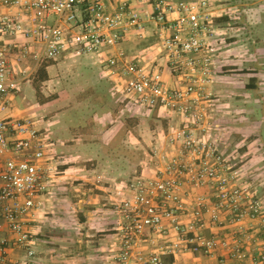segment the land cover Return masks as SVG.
Returning <instances> with one entry per match:
<instances>
[{
	"label": "built area",
	"instance_id": "1",
	"mask_svg": "<svg viewBox=\"0 0 264 264\" xmlns=\"http://www.w3.org/2000/svg\"><path fill=\"white\" fill-rule=\"evenodd\" d=\"M139 1L143 7L121 0L117 8L110 9L105 0H0L8 9L0 13V112L10 104L9 93L18 89L20 82L30 80L45 61L113 49L105 61L111 73L121 79L122 99L137 110L180 115L183 122L174 130L170 143H179L183 155L200 160L186 165L155 148V175L137 173L115 185L112 205L120 231L115 264H164L161 252L137 251L146 231L169 242V251H210L219 240L202 233L205 211L214 224L222 221L225 212L241 222L257 218L262 205L247 189L232 185L221 173L224 168L219 171L211 164L208 157L216 153V146L205 137L197 138L192 127L207 118L203 104L212 99L211 87L219 76L221 53L227 43L226 33L217 25L212 0ZM150 28L177 81L173 86L166 84L162 66L140 64L119 48L130 35L143 38ZM46 149L38 121L0 116V155L7 157L0 168V264H27L12 260L10 247L25 250L29 257L35 254V237L24 219L41 207L40 197L47 191L53 170L46 160ZM184 173L195 189L214 183L217 197L212 202L198 195L191 211L193 220L188 224L181 221L184 181L179 176ZM167 225L176 232V240H169ZM5 230L11 238L4 237ZM233 252L245 257L240 245ZM261 260L264 262V255Z\"/></svg>",
	"mask_w": 264,
	"mask_h": 264
},
{
	"label": "crops",
	"instance_id": "2",
	"mask_svg": "<svg viewBox=\"0 0 264 264\" xmlns=\"http://www.w3.org/2000/svg\"><path fill=\"white\" fill-rule=\"evenodd\" d=\"M105 1L110 9H114L118 7L121 0ZM127 1L136 7L144 6V3L139 0ZM222 1L226 2L224 5L228 7L223 6L220 9L218 7L221 5L218 4V0L211 1L215 13L224 18L228 24L233 18L235 25L228 27L226 31L227 43L221 53L219 76L211 87L213 95L208 105H210L212 125L218 124L219 121H226L233 116L236 117L233 107H236L238 113L239 107L237 106L243 104L244 82H242L241 70L245 68L242 65H244L245 59L243 58L246 54L252 57L248 61L255 64L249 69L253 73L251 87L256 88V94L258 93L257 102L261 101L262 88L264 89L261 82L259 83L262 72L259 56L261 52H264V0ZM233 7H236V10H230ZM7 10L6 7L0 5V13ZM231 13H234V16ZM150 29L143 38L132 34L123 42L127 51L126 55L131 57L130 51L136 47V51L132 53L136 60L143 65L157 63L162 66L166 84L173 86L177 84V81L166 66L165 52L154 29ZM134 39L146 41L147 49L137 50L139 44L135 46ZM104 49L102 54L105 57L113 50L108 47ZM76 57L79 56L66 54L54 60L53 64L64 58H74L73 62H78V64H93L100 69L104 68V65L106 66V62L99 65L104 61L101 54L95 53L86 59H75ZM100 59L101 62H99ZM95 61H98L99 64ZM52 65L48 66V73ZM99 73L93 79L98 84L102 83V86H105L106 79L102 74V69ZM118 78L122 83L120 77ZM36 81L35 72L30 80L20 82L18 89H14L8 95L10 104L0 112V116L5 118L30 117L38 121V126L47 141L46 160L53 170L47 181V191L40 197L41 207L36 208L24 219L26 226L35 237L34 256L29 257L25 250L14 247H10L9 256L12 260L27 261V264H115L120 244L119 218L112 205L115 185L126 181L136 172L149 176L155 175L158 168L155 167L154 157L145 156L134 163L131 155H126L124 160L121 163L117 161V164L113 158L104 156L85 157L80 146L98 141L99 136L107 133L111 138L109 153L118 150L114 142L116 141L114 136H116L117 127L110 122V112L107 110L103 112L102 104L98 105V101L94 98L90 101L93 106L85 111L89 101L75 99L68 92L59 93V95L49 98L51 94L46 86L53 81L50 73L49 79L42 83L44 84L41 86L44 98H40L35 87ZM99 92L96 91L95 94ZM102 92V95L111 96L110 91ZM45 97L49 99L42 102L46 99ZM61 102H64L61 107L56 106L55 110H50L51 107ZM125 104L129 111H132L128 100L125 101ZM70 108H74L76 116H71L72 118L64 119L62 122L61 118L68 115L64 112ZM154 112L155 116L162 117L160 121L164 122V129L163 127L162 129L151 127L149 133H146L148 135L147 145H155L168 157H177L186 165L192 164L193 158L182 154L179 143L177 145L170 143L171 137L175 134V128H178L183 122L182 118L165 111ZM130 113L128 118L132 117V112ZM140 116L143 119V115ZM146 116L148 115L146 114ZM242 117L239 116L238 119H242ZM102 122L104 128L101 130ZM124 135V143L121 146L125 151H128L133 138L131 128ZM204 137L214 142L217 140L212 131L209 135L205 133ZM6 158L5 155H0V168L3 167ZM161 165L163 168L164 163ZM243 168L240 173H237L235 183L246 186L248 184ZM179 177L184 181L181 195L185 207L181 221L183 224H188L193 220L191 211L195 209L197 196L203 195L207 201L213 202L217 200L216 190L212 183L195 189L188 181L187 174H181ZM260 192L257 189H251L252 196L264 203V197H260ZM232 219L233 214L225 212L222 221L214 224L209 213L205 211L202 233L206 237H215L219 240L217 246L210 251H169L171 244L150 230L146 231L144 241L137 251L146 254L161 252L164 264H264L261 260V256L264 255V206L263 215L257 218H246L241 222H235ZM167 226L171 235L169 240H176V232L171 225ZM3 235L7 239L11 238L7 230ZM236 245L242 247L245 257L239 258L234 255L233 248Z\"/></svg>",
	"mask_w": 264,
	"mask_h": 264
},
{
	"label": "rangeland",
	"instance_id": "3",
	"mask_svg": "<svg viewBox=\"0 0 264 264\" xmlns=\"http://www.w3.org/2000/svg\"><path fill=\"white\" fill-rule=\"evenodd\" d=\"M224 1L218 0V4L221 5L218 8H223ZM214 7V6H213ZM228 7V6H226ZM230 7V6H229ZM230 10H236V7H233ZM236 13V12H235ZM234 13H231L232 16ZM230 15V14H229ZM216 22L218 27L221 31L225 32L227 31L228 27H233L234 19L232 18L230 20L231 23H227L224 18H221L220 15H218V18H216ZM226 35V34H225ZM125 41V40H124ZM123 41V42H124ZM123 42L120 43L119 48L124 49ZM146 42V41H145ZM143 40L134 39V45H138L137 50H145L147 49L148 45L145 44ZM131 48V46H129ZM128 48V49H130ZM105 50V49H104ZM131 50V49H130ZM103 51V50H102ZM102 51L97 54H101L102 58H104V61L101 62V59L98 63V61H95L99 65H103L106 62V66L104 65V68L102 69V74L105 77V86H102L101 84H98L94 81V76L97 74L99 75V71L101 69L98 66H95L93 64L84 65V64H78V62H73L74 58L72 59H61L56 64H53L49 68L50 76L53 77V81L49 83V85L46 86L49 93L51 94L50 97H55L61 94H65L68 92L71 96L75 97V99H87L89 101L86 104L85 111L89 110L90 106H93L92 103H90L91 99H95L98 101V105L102 104V108L104 111L110 112V122L114 124L117 127L116 136H114V141L118 147V150L115 152L109 153L111 144L110 141V135L103 134L98 137V141L88 142L86 144H82L80 147L82 154H84L85 157H107V158H113L119 163H121L124 160V156H130L132 158V161L136 163L138 160H141L145 156H153L154 149L157 148L155 145L148 144L147 145V132L149 133V129L151 127H155L156 129H164V122L160 121L162 120V117H157L154 114H156L154 111H148V110H135L133 107L132 111H129L127 105L125 104L123 93H122V84L120 83V80L115 74H112L109 66L107 64L106 58L111 54L109 53L106 57L104 54H102ZM136 51V47H133V50H131V58H134L132 53ZM125 52H127L125 50ZM88 56H92V54L85 55V56H79L75 59H86ZM252 57L249 54H246L243 59L244 65L242 67H245L242 71V82L243 87V104L237 106L239 107V112H236V107L234 108V113H236V117L233 116L232 118L227 119L226 121H219V123H215L212 125L211 123V117L209 112L210 105L203 104V106L206 107L207 111V118L205 120L201 121L202 123L192 125V127L196 130L197 138H203L204 134L207 133V135L210 134V132H214V137L217 139L215 142L211 141L207 138V140L211 141L214 146H216V153L209 156L208 158L211 161V164H214L215 167L221 171V168L223 171H221L222 174L227 175L230 178V182L232 185L237 187H243L247 189V192L249 196H252L251 189H257V191L260 192V197H264V89L262 88L261 92V101L257 102V94H256V88L251 87V78L252 74L251 69L249 67H252L255 64H251V61H248ZM260 61V68L262 69V72L260 74V80L261 85L264 87V52H261L259 56ZM44 85V84H42ZM102 86V87H101ZM101 87V88H100ZM101 89V90H100ZM100 90V92H99ZM99 92L98 94H95ZM102 91L109 92L111 96L108 97L106 94L102 95ZM212 91V90H211ZM39 97V96H38ZM41 97L44 98V94H41ZM46 98V97H45ZM48 98V97H47ZM64 102H61L58 105H55L51 107L50 110H55L56 106H62ZM130 107V106H129ZM76 110V109H75ZM132 112V117L128 118V115H130ZM65 114H68L67 117H62L61 120L63 122L64 119L69 120V118H72L71 116H76L74 108H70V110L64 112ZM64 113H61L64 115ZM80 113V111H79ZM78 113V114H79ZM146 114L148 116H146ZM171 114V113H170ZM60 115V116H62ZM143 115V119H141V116ZM175 114H173L174 116ZM178 117L180 115H177ZM239 116H243L242 119H238ZM181 117V116H180ZM103 122L101 123V130L104 128L102 126ZM109 126V125H108ZM106 127V126H105ZM131 128L133 131V138H132V144L130 147V150L125 151L124 148L121 146L124 140V134L127 133V131ZM176 129V128H175ZM206 129V130H205ZM72 134L71 132L69 133ZM124 135V136H123ZM173 145V144H171ZM177 145V143L175 144ZM124 146V145H123ZM123 149H119V148ZM228 149V150H227ZM160 153L165 154V152ZM168 159H171V157H168L167 154H165ZM186 155V153H185ZM188 155V154H187ZM219 156V161L217 160ZM193 163L197 162L200 163L199 158L195 157L192 159ZM244 170V177H246V182L248 185H239L235 182L237 181V173L241 171V168ZM137 174L133 173L132 176H130L127 180L133 178ZM240 176V174H239ZM124 180V179H123ZM126 180V181H127ZM250 183V185H249ZM214 184V183H212ZM211 184V185H212ZM249 186V187H248ZM250 188V189H249ZM214 189L216 190V187L214 185ZM253 197V196H252ZM253 199H255L253 197ZM259 200V199H257ZM261 202L262 208L260 215H263V206L264 203L262 200H259Z\"/></svg>",
	"mask_w": 264,
	"mask_h": 264
},
{
	"label": "trees",
	"instance_id": "4",
	"mask_svg": "<svg viewBox=\"0 0 264 264\" xmlns=\"http://www.w3.org/2000/svg\"><path fill=\"white\" fill-rule=\"evenodd\" d=\"M54 63V60H49V61H45L44 63H42V65L40 66V68L38 69V71L36 72V82L35 83V87H36V90H37V94L38 96L41 98V94H42V83L46 80L49 79V73H48V66L52 65ZM49 98H46L43 101L45 100H48Z\"/></svg>",
	"mask_w": 264,
	"mask_h": 264
}]
</instances>
